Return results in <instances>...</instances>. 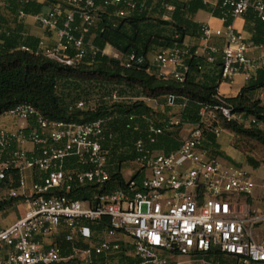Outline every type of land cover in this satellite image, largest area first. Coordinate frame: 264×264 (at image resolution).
Instances as JSON below:
<instances>
[{"label":"built area","instance_id":"1","mask_svg":"<svg viewBox=\"0 0 264 264\" xmlns=\"http://www.w3.org/2000/svg\"><path fill=\"white\" fill-rule=\"evenodd\" d=\"M155 1L39 0L43 11L33 18L56 36L51 47L41 43L42 53L67 66L92 62L100 53L121 60L111 45L106 48L112 47V52L100 50L87 36L105 15L127 18L150 10ZM250 9L264 22V0L222 3L223 15L233 19ZM20 17H25L23 11ZM212 35L226 38L221 83L259 68L248 58L249 46L232 25L214 33L204 30L206 41ZM209 50L220 52L211 46ZM188 57L183 48L165 50L154 55L147 71L183 83ZM111 97L114 102L127 100L118 91ZM216 97L221 105L203 107L200 122L169 154L153 148L164 134V124L146 116L145 127L135 122L133 130L140 137L134 144V161L142 169L120 188L111 187L110 151L105 148L114 137L113 117L88 123L54 121L31 104L0 112V189L7 186L10 197L24 200L28 207L23 218L0 229V264H172L177 256L215 252L238 258L239 264L264 263V239L257 238L258 232L264 236V212L248 202L256 188L253 177L243 167L211 157L204 147L206 131L216 138L225 132L215 125L219 114L237 118L224 97L219 93ZM137 101L155 111L159 108L156 99L141 96ZM173 101L171 97V105ZM75 107L84 109L87 102L79 101ZM164 123L179 126L181 119ZM26 171L33 173L30 190Z\"/></svg>","mask_w":264,"mask_h":264},{"label":"trees","instance_id":"2","mask_svg":"<svg viewBox=\"0 0 264 264\" xmlns=\"http://www.w3.org/2000/svg\"><path fill=\"white\" fill-rule=\"evenodd\" d=\"M0 2L4 5L0 7V112L20 104H31L46 118L54 121L88 123L100 118L113 117L110 126L113 128L114 137L105 143V148L110 151L112 188L126 186L120 168L124 160L117 150L120 145L128 143L133 148L134 158V144L140 137V134L133 130L134 123L138 122L145 127L146 120L142 116L157 124L161 123L154 119L155 110L143 101L115 102L112 106H103L96 110H82L73 106L71 103L74 104L91 94L88 88L107 89L109 94L118 91L120 95L138 90L141 96L165 104L168 111L171 110L172 97L173 104L184 106L180 125H195L200 122L203 107L221 105L216 96L221 84L222 54L210 53L206 57H199L195 50L191 49L186 60L189 71L183 83L147 71L152 55L172 48H184L187 37L200 38L204 35V27L194 21L195 14L206 9L202 0L182 3L177 0H159L150 10L136 11L127 18H109L105 15L87 39L92 40L100 50L111 45L120 52L122 59L116 60L100 53L92 62L86 59L75 66H67L44 56L40 48V39L28 32L25 18L42 12L43 3L39 0H31L28 3L24 0ZM162 3L175 7L168 20L162 18L165 12ZM4 10L13 18L9 16L7 18ZM114 10L115 7L110 9ZM20 11L25 13V17H20ZM214 14L216 17L224 18L226 24H231L234 20L230 16L225 17L221 8ZM252 15L254 16L253 13ZM254 20L258 34L255 42L264 44V22L259 18ZM133 55L135 60L131 61L130 57ZM209 57L213 58L212 62L209 61ZM127 64L131 66L127 67ZM69 87L77 93L73 102H68L69 95L65 94ZM261 89L264 90V70L259 71L237 97L224 98L232 106V112L237 118L228 120L219 114V123L215 122V125L222 126L236 137L254 140L264 147V129L261 127L264 126V103L251 98L254 91ZM132 116L139 117L131 120ZM205 137L204 147L211 157L219 156L233 162L220 149L212 132L206 131ZM180 144L181 140L176 134L165 127L164 134L158 137L153 148L169 154L177 150ZM246 160L254 169L262 165L252 156H247ZM13 176L15 179L18 178L16 174ZM15 200L19 199L0 202V210L12 206ZM249 201L251 202V199ZM209 256L221 264L226 263L227 255L221 252ZM233 259L239 264L238 258Z\"/></svg>","mask_w":264,"mask_h":264},{"label":"rangeland","instance_id":"3","mask_svg":"<svg viewBox=\"0 0 264 264\" xmlns=\"http://www.w3.org/2000/svg\"><path fill=\"white\" fill-rule=\"evenodd\" d=\"M3 3L0 2V7H3ZM4 14L8 18L11 17V15L8 14L6 10H4ZM28 24L32 28H40L39 23L34 18H28L27 20ZM42 28V27H41ZM43 29V28H42ZM154 55L151 56V58ZM238 85L239 86L243 83L242 79H238ZM90 89V95L88 97H84L82 100H78L76 103H71L73 106L77 104L79 101H85L87 102V107L82 110H96L100 107H107L112 106L115 102L111 97V94L108 93V90H99L92 88ZM65 94L69 95L67 98L68 102H73L72 100L76 97L77 93L72 90L71 87L67 88L65 90ZM85 94V93H84ZM122 97L127 98L124 102H136L137 98H140L141 95L139 94L138 90L133 91H127L124 92ZM171 110H167V107L165 104L159 103V108L155 111L154 119L158 123L164 124L166 129L170 132H174L179 140L183 139L187 136L189 133L192 125L190 124H184L179 126H172L171 124L164 123V120H169V118H172L174 122L180 119L182 110L184 108L183 105L180 104H172L170 105ZM222 124V122L220 123ZM222 127V126H221ZM113 129V128H112ZM214 140V139H213ZM216 142H219L222 149L228 153L233 158V162L227 161L223 157H216L222 162H227V164H230L235 167H243L245 169H249L251 177H253L256 188L253 193V197L250 198L251 202L249 204L251 207L257 209L259 212H264V147L261 146L258 142L243 138V137H236L229 131H226L222 133L221 137L215 139ZM131 141V140H130ZM119 154L122 155L123 162L121 164V173L125 180H130L134 176L140 173L142 166L134 161V158H132V152L133 148L130 144L125 143L124 145H120V148L117 150ZM223 151V152H224ZM247 156H252L256 160L260 161L262 165L259 169H252L249 167L247 162ZM25 182L27 189L30 190L33 186V173L31 171L25 172ZM13 198L10 197V189L7 186H4L0 189V202H3L5 200H11ZM147 208L144 207V211H146ZM28 211L27 203L24 200H15L13 205L10 207H6L3 210H0V229H5L12 224H14L19 219L23 218ZM260 229V228H259ZM264 236L262 234L260 235V239H263ZM181 257V256H179ZM198 257L193 258H182L179 261L172 260V264H197L194 261L198 260Z\"/></svg>","mask_w":264,"mask_h":264},{"label":"crops","instance_id":"4","mask_svg":"<svg viewBox=\"0 0 264 264\" xmlns=\"http://www.w3.org/2000/svg\"><path fill=\"white\" fill-rule=\"evenodd\" d=\"M29 0H24V2L26 3ZM31 1V0H30ZM159 0L153 2L151 5L152 7L154 6V3L158 2ZM178 2H185V1H189V0H177ZM203 4L206 6V9L204 10H199L195 16H194V21L201 24L205 29H210L213 33L218 31V30H224L227 26L232 25L233 28L235 29V31L238 34H241L245 40V42L248 44L249 46V51L247 53L248 58L255 62L256 64H258V69L257 70H252L249 73H242L237 75L234 78L233 82H224L221 83L219 88H218V93L220 95H222L224 98H234L237 97L239 95V93L241 92V90L248 84V82L252 79H254L258 72L261 70H264V44L260 43L257 44L255 42V39H258V34L256 31V23L255 20L256 18H258L256 12L253 10H250L249 12H247L246 14H244L241 17H238L236 19L233 20V22L231 24H226L225 19L224 18H219L215 16V12L217 10H219L220 8L222 9V3L224 0H202ZM165 12L162 15V18L165 20H168L170 18V14L174 11V6L171 4H167V3H162ZM172 9H169V8ZM252 13L254 14V16L252 15ZM28 18H33V16H27L25 18V24L27 26V30L30 34L38 37L40 39V48L43 49V47H51L52 45L55 44L56 41V36L53 33L47 32L44 29L37 27V28H32L27 20ZM41 43H43V45H41ZM226 45V38L225 36H216V35H212L211 39L209 41H206L204 38V35L200 38L198 37H187L185 39L184 42V48L185 50H187L190 53V50L193 49L196 52V55L199 57H206L208 56V54H210V50L209 47H216L217 49L220 50V52L218 53V55L222 54L221 50L225 47ZM106 50L108 52H112L113 48L112 47H107ZM154 57V56H153ZM153 57L150 59V61L153 59ZM157 73V72H154ZM168 78H171L170 76ZM242 79L243 83L239 86L238 85V79ZM251 98L253 100H261L264 103V90H256L251 94ZM264 129V126H261ZM217 144H219L220 149L222 151H224L220 145L219 142H217ZM224 153L226 154V156H228L232 161L233 158L228 155V153H226L224 151ZM229 161V160H227ZM227 163V162H226ZM250 167V166H249ZM252 168V167H250ZM245 169V168H244ZM254 169V168H252ZM259 169V168H258ZM247 171H250L249 169H245ZM260 232H258L257 238L259 240H263L260 239ZM263 236V235H262ZM199 259L195 260L194 262L197 264H203V262H205V264H221L219 261H214V258H211L209 255L204 256V255H199L197 256ZM184 257H175L174 260L175 261H179L180 259H182ZM187 258V257H185ZM196 258V257H195ZM225 264H236V262L234 261L233 257L231 256H227L225 258ZM264 264V263H262Z\"/></svg>","mask_w":264,"mask_h":264}]
</instances>
